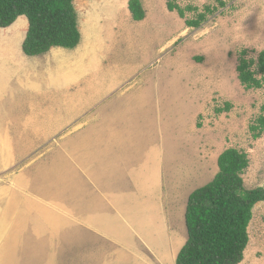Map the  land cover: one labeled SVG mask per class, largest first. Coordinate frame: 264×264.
<instances>
[{
  "label": "rangeland",
  "instance_id": "374dc122",
  "mask_svg": "<svg viewBox=\"0 0 264 264\" xmlns=\"http://www.w3.org/2000/svg\"><path fill=\"white\" fill-rule=\"evenodd\" d=\"M72 0L73 50L22 53L28 23L0 32V264H175L188 196L228 148L245 152V190L264 183V86L237 79L264 49V0ZM204 7L213 14L198 28ZM228 111L216 114L217 109ZM240 264H264V202Z\"/></svg>",
  "mask_w": 264,
  "mask_h": 264
},
{
  "label": "trees",
  "instance_id": "16d2710c",
  "mask_svg": "<svg viewBox=\"0 0 264 264\" xmlns=\"http://www.w3.org/2000/svg\"><path fill=\"white\" fill-rule=\"evenodd\" d=\"M224 7V0H216ZM131 19L141 22L145 11L140 0L127 3ZM166 9L185 18V12L196 11L188 6L181 8L174 0H166ZM213 8L204 7L193 20H185L191 28H198L213 14ZM25 17L28 29L21 44L27 57H38L53 48L75 49L80 42L77 13L72 0H0V28L6 29L19 18ZM237 79L245 90L264 86V49L257 58H247V51L240 52ZM217 109L216 114L228 111ZM253 140L264 134V101L260 115L249 125ZM249 164L245 152L228 148L217 158L218 171L213 180L194 190L187 199L184 221L187 240L179 250L175 264H240L248 245V226L252 209L264 202L262 187L245 190L242 175Z\"/></svg>",
  "mask_w": 264,
  "mask_h": 264
},
{
  "label": "crops",
  "instance_id": "0c3cea01",
  "mask_svg": "<svg viewBox=\"0 0 264 264\" xmlns=\"http://www.w3.org/2000/svg\"><path fill=\"white\" fill-rule=\"evenodd\" d=\"M13 26H10L9 28H6V29H1L0 28V32H4V31H6V30H8L9 29V31H11L12 33H10V34H13L15 31H13V28H12ZM15 35H13V40L14 41H18V40H20L21 39V42L23 41V38H22V36L21 37H19L20 35H18L17 33H14ZM53 49H60V48H53ZM39 57H41V56H39ZM32 58H34V57H32Z\"/></svg>",
  "mask_w": 264,
  "mask_h": 264
}]
</instances>
